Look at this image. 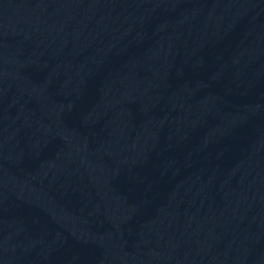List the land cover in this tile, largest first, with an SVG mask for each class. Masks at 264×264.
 I'll use <instances>...</instances> for the list:
<instances>
[{"label":"water","instance_id":"obj_1","mask_svg":"<svg viewBox=\"0 0 264 264\" xmlns=\"http://www.w3.org/2000/svg\"><path fill=\"white\" fill-rule=\"evenodd\" d=\"M0 264H264V0H0Z\"/></svg>","mask_w":264,"mask_h":264}]
</instances>
